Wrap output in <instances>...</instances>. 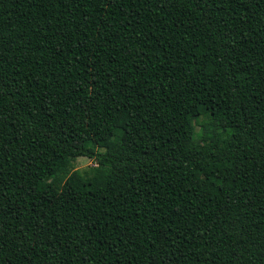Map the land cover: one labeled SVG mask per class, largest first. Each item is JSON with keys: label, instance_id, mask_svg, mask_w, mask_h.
Listing matches in <instances>:
<instances>
[{"label": "trees", "instance_id": "obj_1", "mask_svg": "<svg viewBox=\"0 0 264 264\" xmlns=\"http://www.w3.org/2000/svg\"><path fill=\"white\" fill-rule=\"evenodd\" d=\"M0 264H264V0H0Z\"/></svg>", "mask_w": 264, "mask_h": 264}, {"label": "rangeland", "instance_id": "obj_2", "mask_svg": "<svg viewBox=\"0 0 264 264\" xmlns=\"http://www.w3.org/2000/svg\"><path fill=\"white\" fill-rule=\"evenodd\" d=\"M195 133H196V138L198 140L201 139V133H202V127L204 124L209 122V116L207 114H204L200 116V118L195 119ZM74 169H78L80 171H85L89 167L96 165L91 159L87 157H78L73 161Z\"/></svg>", "mask_w": 264, "mask_h": 264}]
</instances>
